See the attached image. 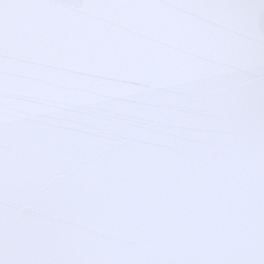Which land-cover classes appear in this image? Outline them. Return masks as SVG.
<instances>
[{
  "label": "snow or ice",
  "instance_id": "6c2138e0",
  "mask_svg": "<svg viewBox=\"0 0 264 264\" xmlns=\"http://www.w3.org/2000/svg\"><path fill=\"white\" fill-rule=\"evenodd\" d=\"M0 264H264V0H0Z\"/></svg>",
  "mask_w": 264,
  "mask_h": 264
}]
</instances>
